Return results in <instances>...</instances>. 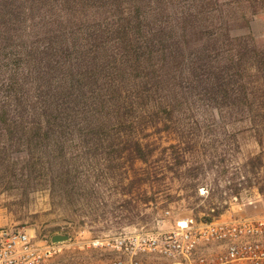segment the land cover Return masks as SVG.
I'll use <instances>...</instances> for the list:
<instances>
[{"label": "rangeland", "instance_id": "obj_1", "mask_svg": "<svg viewBox=\"0 0 264 264\" xmlns=\"http://www.w3.org/2000/svg\"><path fill=\"white\" fill-rule=\"evenodd\" d=\"M226 3L225 31L251 35L264 46V0ZM202 37L190 36L187 59L198 54ZM180 80L179 113L154 110L134 128L151 144L147 164L121 143L108 146V134L133 131L114 116L105 127L98 128L101 115L80 118L64 134L42 132L0 148V228L27 231L40 241L68 235L50 264H74L116 255L92 241L264 214V113L253 110L264 108L262 99L229 102L205 84ZM150 102L139 105L149 108ZM148 169L157 174L149 178Z\"/></svg>", "mask_w": 264, "mask_h": 264}, {"label": "trees", "instance_id": "obj_2", "mask_svg": "<svg viewBox=\"0 0 264 264\" xmlns=\"http://www.w3.org/2000/svg\"><path fill=\"white\" fill-rule=\"evenodd\" d=\"M230 4L0 0V148L42 132L64 134L80 118L101 115L98 128L105 127L114 116L133 131L108 134V146L121 143L147 164L151 144L134 128L151 111L179 113L182 77L229 102L264 103V46L225 31ZM198 34V54L187 59L189 38ZM143 100L149 108L139 105ZM253 110L264 113L260 105ZM145 171L149 178L157 174Z\"/></svg>", "mask_w": 264, "mask_h": 264}, {"label": "built area", "instance_id": "obj_3", "mask_svg": "<svg viewBox=\"0 0 264 264\" xmlns=\"http://www.w3.org/2000/svg\"><path fill=\"white\" fill-rule=\"evenodd\" d=\"M181 225L163 234L92 241L94 247L116 255L74 264H264V214ZM57 245L51 238L40 241L27 231L0 228V264H50L59 252Z\"/></svg>", "mask_w": 264, "mask_h": 264}, {"label": "water", "instance_id": "obj_4", "mask_svg": "<svg viewBox=\"0 0 264 264\" xmlns=\"http://www.w3.org/2000/svg\"><path fill=\"white\" fill-rule=\"evenodd\" d=\"M69 240H70V236L68 235H54L51 238V242L53 244L64 243V242H68Z\"/></svg>", "mask_w": 264, "mask_h": 264}]
</instances>
